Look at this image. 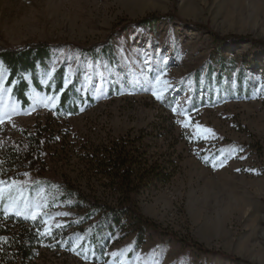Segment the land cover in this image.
Returning a JSON list of instances; mask_svg holds the SVG:
<instances>
[{"label":"rangeland","instance_id":"obj_1","mask_svg":"<svg viewBox=\"0 0 264 264\" xmlns=\"http://www.w3.org/2000/svg\"><path fill=\"white\" fill-rule=\"evenodd\" d=\"M148 14L172 19L123 31ZM202 28L264 42V0H0L2 47L88 46L119 31L110 42L111 64L69 51L52 58V71L65 67L64 87L80 71L77 90L92 101L77 103L76 115L58 116L57 96L32 89L23 109L4 87L0 66V148L43 129L54 138L37 175L23 173L0 185L6 213L32 218L38 212L43 222L47 240L29 264H264V242L252 240L245 217L233 221L231 208L216 201L219 181H264V48L241 41L221 45L224 75L216 46ZM239 69L245 72L242 88L251 80L248 96L234 94ZM217 75L223 76L219 86ZM121 138L134 141L146 166L156 163L172 178L136 196L140 213L158 233L149 231L140 246L128 234L102 243L95 253L80 234L94 219L83 222L82 210L47 205L49 194L29 187L65 180L85 195L112 202L116 195L102 187L83 158Z\"/></svg>","mask_w":264,"mask_h":264},{"label":"trees","instance_id":"obj_2","mask_svg":"<svg viewBox=\"0 0 264 264\" xmlns=\"http://www.w3.org/2000/svg\"><path fill=\"white\" fill-rule=\"evenodd\" d=\"M167 19L170 21L172 16L148 14L129 23L123 31L135 26L149 27ZM202 29L216 46L217 65L219 72L224 75H227V64L218 56L221 45L241 41L255 49L264 48V42L249 37H220L207 28ZM117 33L119 31L107 36L102 42L88 46L45 42L25 43L18 47L0 46V66L6 72L4 87L10 90V97L23 109L30 104L28 92L32 89L38 95L57 96L58 103L54 111L58 116L68 113L76 115L80 107L77 103L83 105L92 101L88 95H82L77 90L80 71H76L72 80L64 87V65L52 71L49 64L58 51L73 52L89 62L97 61L102 56L111 64L115 61V56L110 42ZM252 59L253 63L256 62V58ZM244 73L241 69L236 73L234 94L237 96H248L252 91L251 80H247L246 87L242 88ZM47 75L51 77L43 84L42 80ZM221 77L223 76L215 77L217 86L220 85ZM195 85L200 87L198 82ZM202 89L206 90L207 86L203 85ZM52 141L54 138L47 136L43 129L33 134H22V140L18 143L3 145L0 148V181L6 182L28 172L37 175L40 172L38 162ZM84 157L102 187L116 195L112 202L85 195L65 180H39L29 189L43 188L45 193L49 194L47 205L62 204L72 210H82L83 222L94 219V222L89 224V229L80 234L85 235L95 253L102 251V247L109 241L118 242L128 234H133L136 245L140 246L149 231L158 233V227L140 213L136 196L143 191L155 189L158 184L168 183L172 173H168L166 168L156 163L146 166L147 162L139 154L134 141L130 142L124 138L116 139L105 147H97L95 152H88ZM46 240L40 216L32 219L9 215L0 205V264H29L36 259L41 244ZM192 248L197 252H205L196 244L192 245Z\"/></svg>","mask_w":264,"mask_h":264},{"label":"bare ground","instance_id":"obj_3","mask_svg":"<svg viewBox=\"0 0 264 264\" xmlns=\"http://www.w3.org/2000/svg\"><path fill=\"white\" fill-rule=\"evenodd\" d=\"M228 185L229 182L225 181L216 184L217 203L231 208L228 217L233 221L245 217L243 220L250 227L252 240L264 242L261 235L264 232V216H261L264 213V181L256 183L254 180L243 179L239 183L232 182L229 188ZM262 250L259 248L261 255L264 254V249Z\"/></svg>","mask_w":264,"mask_h":264},{"label":"snow or ice","instance_id":"obj_4","mask_svg":"<svg viewBox=\"0 0 264 264\" xmlns=\"http://www.w3.org/2000/svg\"><path fill=\"white\" fill-rule=\"evenodd\" d=\"M159 82V81H158ZM154 95H156V98L157 99H162V97H161V95H159V94H157V93H153ZM49 99H53V98H49ZM185 127H187V125H185ZM205 131H211L210 129H206ZM13 183H15V182H13ZM4 184V182L3 181H0V185H3ZM4 191V189L3 188H0V193H2ZM18 215H20L21 213L20 212H18L17 213ZM37 215H39V213L38 212H34L33 214H32V219H36V216Z\"/></svg>","mask_w":264,"mask_h":264}]
</instances>
